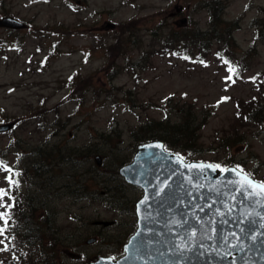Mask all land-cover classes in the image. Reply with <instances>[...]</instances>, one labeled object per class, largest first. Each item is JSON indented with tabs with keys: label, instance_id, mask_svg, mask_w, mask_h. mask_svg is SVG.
Returning <instances> with one entry per match:
<instances>
[{
	"label": "rangeland",
	"instance_id": "obj_1",
	"mask_svg": "<svg viewBox=\"0 0 264 264\" xmlns=\"http://www.w3.org/2000/svg\"><path fill=\"white\" fill-rule=\"evenodd\" d=\"M216 1L226 4L223 21L234 28L236 65L246 62L247 72L231 67L238 69L234 82L217 43L198 63L162 48L171 33L209 30L208 6ZM177 5L187 28L169 17ZM0 17L29 25L0 29V125L17 122L0 135V158L12 169L0 166V189L8 190L0 204L34 199V213L50 216L69 248L64 264L124 256L143 191L119 172L137 151L133 132L152 120L178 124L191 107L206 122L200 150L171 151L187 162L239 166L264 181V122L237 118L250 100L264 105V27L256 40L255 24L264 19V0H0ZM106 22L118 30L103 31ZM234 136L240 143L226 145ZM22 169L29 178L19 182ZM8 175L18 183L10 186ZM10 208L0 206V213ZM7 239L0 236V264H16L28 250H12Z\"/></svg>",
	"mask_w": 264,
	"mask_h": 264
},
{
	"label": "water",
	"instance_id": "obj_2",
	"mask_svg": "<svg viewBox=\"0 0 264 264\" xmlns=\"http://www.w3.org/2000/svg\"><path fill=\"white\" fill-rule=\"evenodd\" d=\"M186 24V19L178 22L181 27ZM0 28L18 31L28 26L6 17L0 18ZM14 127L15 123L0 125V134ZM96 159L100 166L102 158ZM194 163L199 162L187 163L167 151L162 141L140 145L134 162L119 172L144 191L136 204L138 229L124 246L122 258L100 257L86 264H264V207L255 198L238 196L233 202L235 190L228 182L237 177L231 171L186 167Z\"/></svg>",
	"mask_w": 264,
	"mask_h": 264
},
{
	"label": "trees",
	"instance_id": "obj_3",
	"mask_svg": "<svg viewBox=\"0 0 264 264\" xmlns=\"http://www.w3.org/2000/svg\"><path fill=\"white\" fill-rule=\"evenodd\" d=\"M208 7L211 14V28L209 30L205 32L185 33L188 35L171 33L169 38L163 43V51L165 53H169L170 51V53L176 56L180 55L182 59L194 60L196 63L200 61L205 62L206 57L212 50L213 44L217 43L221 46L218 51V60L223 65L229 66V68L232 66H242L243 73L246 71L243 67L245 66L243 63L245 61L241 59L236 65L237 60L234 59L233 45L231 44L235 43L233 41L234 28L227 27L222 17L226 4L216 1ZM255 24L261 27L256 37V40H260V34L263 32L264 27V19ZM261 39H264V36ZM254 49L255 45L252 51ZM183 50L185 53L182 55L181 51ZM145 62L147 61L141 59L139 63ZM232 75L233 81L239 78L237 68H234ZM249 102L246 109L238 104L237 118L241 119L242 125L256 122L262 124L264 122V105L259 101L250 100ZM148 107L154 106L149 105ZM155 107L160 110L164 109V106ZM205 125V120H200L190 107L186 116L178 124L170 123V121L152 120L146 125H141L140 128L133 132V135L139 144L161 140L168 149H184L183 152H197L200 150L197 147L200 141L198 132ZM241 139V136L229 137L226 145L228 142H231V146L233 147L239 144ZM28 178L27 171L23 169L19 177L20 182ZM15 200L11 204L12 210L10 208L8 211L10 213V223L5 231L8 238L6 242L11 246L12 250H28V253L21 255L19 262H16V264H64L63 260L66 258L69 248L61 233L55 229L56 223L48 215H36L34 212L37 208L34 199H30L27 195H23L19 201Z\"/></svg>",
	"mask_w": 264,
	"mask_h": 264
},
{
	"label": "snow or ice",
	"instance_id": "obj_4",
	"mask_svg": "<svg viewBox=\"0 0 264 264\" xmlns=\"http://www.w3.org/2000/svg\"><path fill=\"white\" fill-rule=\"evenodd\" d=\"M227 63V61H226ZM229 72L232 73L234 72L233 68H229ZM231 77H228L226 79H230ZM234 82V81H233ZM227 99V98H225ZM157 147H163L162 145H157ZM182 162V161H181ZM0 166H2L4 168L5 171L11 173L12 169L10 166H8L6 163H4L3 161H0ZM186 167L191 170V169H198L200 172H203L205 168L207 169H212V170H220L222 172H229L231 171L236 177L237 179L234 181H229L228 183L233 185V188L235 190V195L232 196V200L233 202L236 201L238 196H242L244 199H252L255 198L256 199V203L260 204L262 207H264V181H256L252 175L250 173L245 172L242 168H240L239 166L232 168V169H228V168H222L221 165L219 164H204L203 162L200 163H194V164H188L186 165ZM6 179L9 182V185H13L18 183L17 181H15L13 179L12 175H8L6 177ZM165 187H167V185H165ZM161 192L164 191V189H160ZM8 195V190L7 189H0V201L3 200V197ZM242 203V201H241ZM0 206L8 209L10 208L12 205L9 204H0ZM233 206H235V203H233ZM231 211V209H230ZM0 219H2L4 221V226L0 227V236L4 235L5 231L7 230V224H8V220L10 219V215L8 212H3L0 213ZM182 226V225H180ZM192 236L196 235L195 230H193L191 232ZM232 236H236L235 233L231 234ZM252 239H255V236L252 237ZM225 243L228 242L227 238H225ZM0 243H2V241H0ZM237 244H239V240H237ZM237 245H232V247H236Z\"/></svg>",
	"mask_w": 264,
	"mask_h": 264
},
{
	"label": "flooded vegetation",
	"instance_id": "obj_5",
	"mask_svg": "<svg viewBox=\"0 0 264 264\" xmlns=\"http://www.w3.org/2000/svg\"><path fill=\"white\" fill-rule=\"evenodd\" d=\"M183 13H184V11H182L180 14H176V15H173L174 13L172 12V13H170V15H169V17L171 18V19H179L182 15H183ZM118 30V28H117V26H115L114 28L112 27V25L111 24H109V22H106L105 24H104V26H103V31H106V32H115V31H117Z\"/></svg>",
	"mask_w": 264,
	"mask_h": 264
}]
</instances>
